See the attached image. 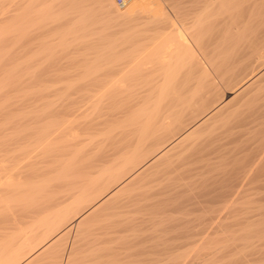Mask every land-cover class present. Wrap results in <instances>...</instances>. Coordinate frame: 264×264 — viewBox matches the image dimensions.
<instances>
[{
    "label": "bare ground",
    "instance_id": "6f19581e",
    "mask_svg": "<svg viewBox=\"0 0 264 264\" xmlns=\"http://www.w3.org/2000/svg\"><path fill=\"white\" fill-rule=\"evenodd\" d=\"M88 1L90 0H57L55 5L57 4L58 7L63 9L61 15L59 13V16H60L59 18L62 17L63 19L67 20L68 23H70L71 25V26L69 25L67 26L69 27H72V25L74 26L75 25L74 23L77 22L78 18H80L79 13L77 14V12L78 11L80 12V10L82 9L81 10L82 13H80V15H84V13L86 12L83 11V9L86 8L85 5L86 3H88ZM92 1H94V3L97 4L95 9L96 10L98 9L102 13V16H103L102 18H104L106 22L107 21L109 23L112 22L113 23V24L111 23L112 28L114 27L113 25H115V31H118V29H116L118 28V26H120V29L122 28L123 30H126V31H123L127 33L125 37L128 36L130 38H124V39H127L129 41L131 40V38L134 37L135 39L139 38L140 40H144L145 43L142 44L137 49H133L127 53L124 52L125 53L124 55H122L121 52L123 50L121 49L125 48V47H122L125 44L122 46L120 45L122 47L120 49V54L122 56L117 55L116 58L115 56H113L114 59L113 57L110 58L111 56L110 57L108 56L109 57L108 59L109 60L111 59L112 61L111 60L109 61L108 59H107L108 61L106 60L107 56L103 52V49L102 51H100V53L102 52L101 54L98 53L99 50L97 51L98 54L96 55H94L93 53H90L93 55V58H92V55H91V58L90 56L87 57L89 58L90 62H88L87 59L83 57L85 59L83 63L87 61L88 64L94 63L93 61L95 59L94 58L95 56H97L96 58H98V55H101L102 57L101 56L99 57H101L102 59L99 58V63L97 59V62H95L97 64L95 63L93 65L90 64V66H92L91 68L86 63L85 69L86 70L89 69L88 70L89 73H87L88 71L87 72L84 71V73L87 75L83 77L84 80L83 78L81 79L82 82L78 80L80 82L79 83L77 82V80H75L77 84L79 83L77 87L79 86L78 90L80 91V93H81V89H83L86 92L81 93L83 94L81 96L79 95L80 94L79 91H78L79 94H77V92L75 91V93L81 97L78 98V100H75V102L73 103L74 104L73 107L71 106L72 108H70L69 104L66 103V105L69 106L68 108H70L68 110L65 107L66 105L64 104V107L66 108L67 113L66 111L60 112L66 115L65 116L63 114V116L65 117L62 116V118H66L68 117V115H70V116H73L71 120L72 119L74 120L75 117H77L78 115L80 116L81 114L86 112V110H89V108H90V112L94 111L93 109L95 107L93 106L94 107L93 108L91 107V105H93V103L95 104L96 102H98L99 106L101 103H103L102 105L104 106L103 107L104 109L99 110L100 107L98 109L95 108V111H96L95 117L94 118L91 117L92 119L85 121V122L84 121L79 122L81 124H79L75 120L76 123L74 122L75 124L74 123L73 124L77 126L76 124L78 123L79 127L77 126V128H79L80 132H82L81 135H83L84 133L86 135L90 134L89 137H85L86 135L84 134L83 138H79L80 136H79L78 131L77 133L71 132L72 130L74 131V129L70 131L71 132L69 133L70 135L67 133L68 136L66 140H69L70 144L68 143H67L68 145L64 144L65 146L61 148L64 149L65 147H68L66 149H69L70 152L72 153H70L68 150L67 152L69 154L68 156H66V158L67 157L68 158L64 161V163L62 164L60 163L59 165L60 168L59 167L55 168L57 170L56 172L57 174L55 173V176L53 175L54 177L51 176L52 178H50V176L48 177V179L46 178L47 181L42 185L40 184L41 186L35 192H33L32 198H29V199L26 198L24 200L25 202L22 205H20V207H18L20 210L18 208L15 209V210L17 209L19 210V211L17 210V212H19L18 221L20 223H22V221L23 222L27 221V223H30L29 225L30 231H28V233L29 232L33 233V235L39 233V235H37L38 237L36 238L37 240L35 239V241H38V238L39 237L40 238H39L38 243L36 244L34 240L29 241L31 240V237L30 239L26 238V234L24 236L22 235L23 237L20 235L22 238L19 239L17 243L13 244L14 245L13 247L15 250L13 249L14 250L12 251L13 253L10 250L8 255L6 254L7 256H9V258L8 259L6 258L7 260L4 259L5 260L4 263L10 264L11 262V264H15L18 261L19 257L24 258V256L23 255L21 256V254H22V251H25V250H26L25 257L28 258L27 256L31 254V251L34 249L35 244L36 246L42 242L44 246L55 244V241L56 239H58V237L55 236L56 239L54 237L49 238L51 236V233L53 234L54 232H56V230L58 231V229L62 228L63 224L66 223L67 217L69 219V216L73 215L72 214L73 210H75V213H74L75 215L73 216H76V218L78 217L77 222H78V226L80 227L82 226V224L84 225V222L86 221L88 222L87 219H89L93 214H94L93 216H96L95 214L98 212H100L99 215L102 213L104 215L106 214L108 219L107 217H102V215H100L102 218L107 219V221L104 224L102 223L103 225L98 223L97 220L93 221V222L96 221V223H98L97 225L98 229L101 228L98 233L99 236L97 235L98 229L95 228L97 230L95 231L94 229L93 230L90 229L92 227H90L88 230L95 231L92 233L90 232L93 235L89 234V232L86 233V231L84 233L88 234L89 236L91 235L90 237H87L88 239L89 238L94 239L95 238L94 235L98 236L96 237L98 239V240L96 239L97 242L103 241L104 238H105L104 241H107L106 238H108L109 236H107L106 234L112 235L111 237L114 236L112 238L114 240V238L117 237L116 236L117 234L119 236L121 235L120 237H122L123 234H120L121 232L126 233V231L128 232V230L132 232L131 229H133L134 227L133 225L136 222L141 223V221L142 222L146 221L147 225L150 223V219H152L154 222V219L158 217L160 218L161 215L166 213V210H168L166 207H168L171 210V206H175L179 200L178 198L179 197L181 198L182 195H183L182 197L183 200L182 199L180 200H182L183 202L184 201L186 202V199H185L186 196H184L185 195L184 193H186L187 190H189L190 188L196 185H197L196 187L198 188L194 187V190H191V189L189 190V193L191 191H195V189L196 191H198L195 193L193 192V195H191L193 199L191 200L189 196H187L188 198L187 197L186 198L189 199L190 202L194 200L193 201L194 204L200 198L199 201L200 202L202 201L201 203L197 202L195 205L193 204L195 207L199 203L200 207L196 208L197 207L196 206L194 208V207H191L193 205H190V207L187 209L183 208L184 212L182 213V215L178 217H175L176 215H173V214L172 215L170 214L171 216L168 215L170 216V218H168L170 221L172 219L175 220V226L168 225L169 226L168 227L166 223H165V226H167L168 228L165 227L164 229V226H163V229L165 231L167 229L172 231L171 229L172 227H174L173 229L177 230V232H175L176 230L174 232L180 236L179 237L177 236V234L173 233L177 237H175L174 235L170 236V238L173 236L175 237L171 239L172 241L170 240V238L169 239L167 238L168 240H170L168 241V242H171L170 244L169 243L167 245L164 244L165 242H167V239L165 240V242H163L164 247H167L169 245L168 247H170V249L168 250L171 251L172 250L171 247H173L174 248L173 252H175V254L172 252L174 254L173 256H169L168 254H167L168 257L162 256L164 252L160 254L161 250L159 249L158 251L160 252L158 251L157 252L162 257H167V258H161V256L160 257L158 255L155 256L154 254L150 256L148 251L147 252L145 251L146 252L145 254L144 252L145 249L143 248L144 253L142 252L141 256L144 258L142 260L141 259L139 260V258H137V255L138 256L140 255L139 253H137V255H134L133 253H132L133 255L131 254L132 256H135L137 258V261L139 260V263L137 264H184L185 259L183 258L185 257L182 255L183 252H181L180 250L179 251L180 253H179L177 250H179L183 245H187L188 247L191 245L192 246V247L190 246L191 248L195 247V249H198L199 247L198 244L200 243V242L198 243V238L200 236V240H201V235H203L202 233L199 235V231H200L199 228L201 227H204L208 232H212V233L227 232L229 235V232H230L232 233L230 234L231 237L232 235L234 236L236 234H238L239 236V233H240V236L248 237V234L250 235L252 232L254 233L258 231L261 225L260 226L258 225L259 227L254 225L256 226L254 228L253 224L252 225L249 224L250 222L249 221L248 222L249 227L252 226L253 228L250 229L252 230L251 233L248 232L249 227L247 225V221H248L249 216L247 212L249 208L245 205L247 202L243 200L245 202L244 206L243 205L240 206L238 205V203L243 202L242 199H244L245 197H248L246 194L247 193L246 191H249L248 189L250 187L264 185V145H261V147L258 148V145H259L258 144L256 146L257 148L255 151H253V147H252L253 145H252L251 146L252 148L250 147V149L248 148L246 150L247 153L242 151L243 149L245 151L246 145L244 147H242L243 145L241 146V141L243 139V136L244 134L246 135L245 133L246 131L244 130L242 132L241 129L243 130V128H245L244 127L245 125L246 127L248 126L246 123H249V122L252 123V121L256 122L257 119L259 120V118L264 115V96L263 97L260 96L262 97L260 98L261 100L260 103L256 102L258 101V96L257 97L255 96L257 98L255 102L253 101V99L255 98H253L254 96H252L254 95L252 94L254 92H256V95H257L258 91H259V94L261 95L262 93H260V91L264 90V0H130L122 9H120L115 4L114 0H92ZM1 12L4 13L3 11ZM42 12L43 10L41 11V13ZM93 13L94 11L92 10V12L90 13L91 15L89 14L88 16L92 17L94 15ZM42 14L45 15L47 13L44 12ZM57 18H58V15H57ZM29 19L28 20L31 21V18ZM98 20L97 22H99ZM55 23H58V22L56 21ZM80 23H82V21ZM141 23L142 24L146 23L147 26L140 30L138 29V31L136 32L135 29L138 28ZM64 24H67V23H64ZM82 24H85V23H82ZM92 24L94 23L92 22ZM55 25L56 24L52 26L54 28L60 27V25L59 26H55ZM69 27H66V28L68 29ZM75 28L77 29L78 27H75ZM90 28H87L89 29L88 31H91ZM50 29L52 30V28ZM83 29L85 28H82V31H84ZM87 29H85V31ZM82 31H79V32H82ZM34 33H36L37 35V32H34ZM123 35H122V38H123ZM212 36H213V41L211 40ZM21 37L24 38V35ZM34 37H37V36L34 35ZM66 37L67 36H65V39ZM85 37L83 38L85 39ZM90 37H91V34H90ZM103 37L104 36H102L101 38ZM112 37L113 39H115L114 36ZM78 38H76V40H78ZM30 39L32 40L33 38H30ZM86 39H89V37H87ZM139 39L135 41L136 42L138 41L139 43L140 42ZM85 41L86 40H84V42ZM114 41L116 40H113V42ZM135 41L133 40V42ZM23 42H24V39H23ZM136 42L134 44H136ZM141 42L143 43V41ZM120 43H123V42L121 41ZM62 44L63 46L65 45L64 43ZM126 44H127V41H126ZM117 45H119L118 42H117ZM18 47H19V43H18ZM62 48H65V47H62ZM62 48L60 49L63 50ZM105 48H104V51L107 50ZM21 49L22 48H20L19 50ZM22 50H25V49L23 48ZM43 50L45 49H42V51ZM111 50L114 53V49H111ZM47 51L49 50L47 49ZM76 51L78 52V49ZM95 51L93 50V52ZM24 52H27V51H24ZM52 52L54 53L53 49H52ZM84 54L86 53L84 52ZM84 56H87V55H84ZM45 58L46 57H44V59ZM68 59L70 58L68 57ZM67 60L66 62L70 63ZM72 60L73 59H71V61ZM75 60H77V58ZM253 66L255 68L258 67L257 69H259V70H255L252 72V73H255L257 71L255 74L251 75V77H249L247 81H244V83H241L238 86H236L235 84V88L230 87L231 89L230 88L229 90L227 89V91L223 95H220V92L222 90H220L219 92V89H221L222 87H220L221 85L219 86V84L229 83L228 85H232L230 84L232 83L230 81L233 78H236V76L241 74V72L246 71V69L248 68L251 70V67ZM74 69L75 68H73V70ZM154 70L159 71L160 72L159 75ZM153 71L155 74H157V75L154 74L155 77L156 76L158 77H157V81L154 80L155 84L154 82H152L154 85L151 86L150 85L151 77L149 76L148 80L146 78H148L149 74L153 75ZM69 73L71 72L69 71ZM134 73H135V76L137 75L136 77H138V79L140 78L139 79L140 82L137 83L139 84V87L140 88L145 87V88L142 91L139 90L138 89L139 87L136 86L137 84H134L135 83L134 82L132 83V85H135L138 91L135 92L136 89L135 90L131 89V91L133 90L135 92V93H131L129 89L130 93L128 92L125 94V91L128 88H130L129 83L132 82V81L130 82V80L133 79L132 76H134L133 75ZM42 75H45V74H41V76ZM77 75L78 74H76V77ZM130 75H132L131 76L132 78H129L130 80L128 83L127 78ZM241 77H238V78H241ZM151 79H153V77ZM69 80H68V83H69ZM238 80H240L241 82V79H238ZM133 81L135 80L133 79ZM127 83L129 85H127ZM75 85L76 84H74L73 87H75ZM132 88H134V86ZM69 94L71 93L69 92ZM72 96L74 98V94L73 95L71 94V98ZM241 105L243 107H245L244 105H246V107L242 108ZM247 106H248L247 112H243V110L246 109ZM238 107L242 109L241 111L242 113L236 112L238 111ZM64 110L65 109L62 108V111ZM60 113L59 114L57 113L56 115L61 116ZM260 120L262 119L260 118ZM64 121L66 122V120ZM71 123L72 121L70 122L69 120L68 124L71 125ZM256 124L254 125L255 129L257 128L256 126L261 124V122L258 123V125ZM74 125H71V126H74ZM215 125H217L218 127L219 126L222 127V125H224L225 127L221 129H219L220 128L219 127L218 129L215 130L214 129ZM262 125L264 124H261L260 126ZM247 128H251V127L248 126ZM262 129L264 130V127ZM51 132L49 133L51 134ZM247 132L251 133L248 130ZM49 133L47 132V134ZM54 134H52L53 139H56V141L59 140L57 137L59 136L57 132H55ZM60 134H62L60 136H63L62 132ZM46 137L48 136H44L43 139H45ZM244 137L246 140L249 138V137L246 138L247 136H244ZM51 142L53 144V141ZM262 143H264V140ZM71 145L74 147L73 151L72 149H70L72 147ZM3 146L4 145H2L1 148H3ZM50 147L52 146L46 147V149H49ZM5 148L8 149L7 147ZM5 148H4V151L6 150ZM58 148L59 146L54 147V149L52 148L51 150L49 149L50 151L49 156L55 157L57 155L56 150ZM249 150L251 152H249ZM241 151L242 153H245V154H239V152ZM0 152H1L0 153L1 155L4 153L3 151H0ZM37 154H39V151ZM144 155L145 156L147 155V157L149 156V158L146 161L144 159L145 162H143L142 161L143 159L141 158V157L144 158ZM2 157L0 159H2ZM35 157L38 158V156H35ZM49 159H53V158L49 157ZM4 161H6V159H4ZM30 161L31 163L33 162V160H30ZM13 163H15V158H14ZM26 164H29V163H26ZM13 165L15 166V164H12V166ZM39 165L40 164H38V166ZM3 168L1 170H3ZM17 168H20V167L18 166ZM15 170L17 171L18 169L15 168ZM27 171H29V169ZM8 173H9V169H8ZM18 174L16 173V175ZM10 176L12 175L10 174L9 177ZM140 180H141V184H139L140 182L138 183V181ZM3 181H6V180H3ZM44 181L45 180H43V182ZM3 183L2 185L3 186L5 185L6 187V183H8V181L5 184ZM136 183L140 185L138 188L141 187L140 189L141 191H139V189H136L138 191H135V192L129 191L128 194L123 195V192H126L125 190L129 189V187L131 186H134V184ZM142 184L143 186L146 185V188L147 187L148 188L145 190H142L143 188H145V187L142 188ZM149 184H150V187L147 186ZM198 185L199 186L202 185V188L200 189H203V190H200ZM10 186H11V183H10ZM18 187H19V183H18ZM1 188H3L2 186L0 187V190L4 189L6 191V188H3V189ZM257 188L260 189V187H257ZM4 190L0 192V198L2 199V197H4L3 200L0 199L1 202L4 201V199L6 200L5 198L6 192ZM10 190L8 191L10 192ZM19 190L21 189H18V191ZM196 193H199L197 195L199 198L196 195H194ZM18 194L14 193L13 195L15 196ZM10 195L11 193L8 196L10 197ZM253 195L254 194H252V196ZM196 197L198 198V200L196 199ZM256 198L258 197L256 196ZM254 200L256 201V199H253V202ZM181 202H179L178 204H180ZM81 203L85 204V205L83 204L84 206L82 208L79 207ZM168 204L169 206H167ZM235 204H237L239 207ZM256 206H258V204H256ZM181 207L183 206L181 205ZM254 209L255 208H253V210ZM261 209L263 210V208ZM76 210L78 211L83 210V212L82 213L80 212L81 214L77 212L78 214H80L78 215L76 213ZM13 211L14 210H12L11 214H14ZM171 211L173 213V210ZM13 216L14 218H17L15 215ZM8 217H6V220ZM252 217H253V214H252ZM259 218H260V215H259ZM260 219H262V217ZM9 220H10L9 223L14 222L12 219H9ZM2 221L1 223L4 224ZM15 223L17 222L15 221ZM92 223L90 224L92 225ZM143 223L145 224V222ZM99 224H100V227H99ZM151 224H153L152 221H151ZM19 225L20 224H18V226ZM25 225H23L22 227H25ZM140 225L136 223L135 227L138 228ZM142 226H140L141 230L146 227L144 226V228H142ZM246 226L248 228H246ZM27 227L28 225H26V228ZM148 227H146V229ZM70 228H71V225H68L66 226V228H64L65 231L64 230L63 231L67 232L70 230ZM158 228L160 229L161 227H158ZM245 228L247 232L242 233V231H246L244 230ZM80 229H79V233L77 234H79V236L82 237V235H85V234H82L83 233L81 232L82 229L81 230ZM22 230L23 229L21 230L19 229V231L21 232ZM85 230H87V228ZM206 230H204L203 233ZM63 231L61 230L60 232L64 233ZM83 231H84V228H83ZM178 231L180 232L178 233ZM134 232L135 231L133 230V233ZM8 233L6 235H8ZM80 233L82 235H80ZM129 233H127V235H129ZM100 234L101 236L104 235L103 236L104 238L100 239L101 238ZM183 238H186V239L188 238L189 240L186 241V240H183ZM224 238H227V237L225 236ZM16 239L14 240L16 241ZM52 239L53 241H51ZM62 239H64V237ZM88 239H85V240L89 242ZM11 240L12 239H10V242ZM77 240L78 238L73 240L72 246L70 245V248H68L69 251L65 253V258H64L65 263L63 264H72L73 261L75 263V259H72V263L70 261V258L73 256L72 251H74V249L76 248L75 245L80 244L81 241L83 244H85L83 239L79 240L80 241V242L78 241L79 243L77 242ZM220 240L226 241V239H220ZM220 240H219L220 245L221 244L223 245V243ZM227 240H228L227 243H224L225 246L226 244L232 242L233 239L232 240L227 239ZM65 241L66 240L61 241V242H65ZM117 241L121 242L118 239H116V242ZM142 241H145V240L141 239L140 241L141 244L143 245ZM31 242L32 244L33 242L35 243L34 247H31L32 246ZM76 242L77 244L74 245V243ZM88 242H86L87 245L85 244L83 246L82 244L83 248L86 247V249H88V246L91 245L90 243H93V244L96 243V241H94L95 243L93 241L90 243ZM125 242L123 244L125 246V249L129 248L130 244H128L127 242V244L125 245ZM56 243H59V241L58 242L56 241ZM219 243L216 245L220 246ZM10 244H12V242ZM16 244L17 246L21 245L20 247H17V248H21L19 249L21 252L16 249ZM133 244L134 243L132 242L131 246ZM201 244L203 245L202 242L200 243V245ZM142 245L141 247H143ZM202 245L201 247L203 246L205 247V245L203 246ZM222 245L220 246V249H222ZM22 246H25L26 249L24 250V247H23V250H22ZM108 246L109 244L107 245V247ZM10 247H7V248L9 249ZM94 247L97 248L95 245H93V247L91 245V247L87 250V252L89 251L90 253L91 252L93 253L92 251L93 249L91 250V248H94ZM100 247L103 248L102 250H104L105 248V246L104 247L100 246ZM137 247L139 248V250L140 249L142 250V248H140L139 246H136L134 248L137 249ZM144 247H146V245ZM155 247H156V244H155ZM72 248L73 250H71ZM57 250L58 249H56V251ZM99 250L100 249H98V252ZM127 250L131 251L132 249L129 248ZM215 250H218V249H215ZM152 251L153 250H151V253H155L154 251L153 252ZM162 251H164V249ZM18 252H20V254H18ZM58 252H61V250ZM94 252H97V250ZM157 252L155 254H157ZM210 252L211 250L207 254H209ZM81 253L82 252L78 254H81ZM123 253H124V256L127 255V254L125 255V252ZM37 254L39 253L37 252ZM62 254H64V251ZM191 254L193 255L192 252ZM18 255L19 257H17ZM196 255L201 256L200 253H197ZM81 256L84 258L82 254ZM104 256H107V255H102V257ZM33 257L32 258L30 257V258L33 259ZM48 257L50 258V256ZM82 257L77 258V260ZM15 258L17 259V261ZM190 258H191L190 260H192V256ZM40 259H38L37 262H39ZM131 261L132 263L129 262L127 264L135 263L133 260ZM4 263L2 262V264ZM190 263L192 262L190 261Z\"/></svg>",
    "mask_w": 264,
    "mask_h": 264
},
{
    "label": "rangeland",
    "instance_id": "374dc122",
    "mask_svg": "<svg viewBox=\"0 0 264 264\" xmlns=\"http://www.w3.org/2000/svg\"><path fill=\"white\" fill-rule=\"evenodd\" d=\"M56 1L57 0H0V143H2V144H0L1 146L2 145H4L3 146V148H1V146H0V151H3L4 153L1 155L0 154V156L2 157V159H0V170L3 168V167H5V168H3V170L5 171L6 169V171L4 172L3 170H1L0 171V187L2 186L3 188H6V191L3 189V188H1V189H3L5 192V198H6V200L4 199V201H5V203H4V201H0V264H2V262L4 263V259H8L9 258V256H7L8 255V253H9V251L11 250V252L12 251H14L15 249H14V245L13 244H15V243H17L18 241H19V239H21L25 234H26V238H28V239H30V237H31V240H29V241H32V240H34V242L37 244L38 243V241H39V238H38V241H35V239L38 237L37 235H39V233L38 234H34L33 235V233H28V231H30V223H27V221L26 222H23L22 221V223H20L19 221H18V213L19 212H17V210L19 209L18 207H20V205H22L25 201V199L27 198V199H29V198H32V196H33V192H35L42 184H44L47 180H46V178L48 179V177L50 176V178H52V177H54L55 176V173L57 172V170L55 169V168H57V167H59L60 168V163L62 164V163H64V161L68 158H66V156H68V150L69 149H66V148H68V147H65L64 149H62L63 148V146H65L64 144H70V142H69V140H66V138H67V136H68V134L69 133H71V132H76L77 133V131L79 132V138H83L84 137V134L83 135H81L82 134V132H80V130H79V128H77V126H78V123L79 122H85V121H88V120H90V119H92V118H94L95 117V115H96V111H95V108L96 109H98L99 107L101 108H99V110H103L104 108V106L102 105L103 103H101L100 104V106H99V104H98V102H96L95 104L93 103V105H91V107H93L92 109L95 111H91L90 112V108H89V110H86V112H84L83 114H81L80 116L78 115H76L77 117H75V119L73 120H71V118H73V116H70V115H68V117H66V118H68V119H66V118H62V116H63V114L64 113H60V112H65L66 111V108H67V110L68 109H70V108H72L73 107V103L75 102V100H78V98H80L83 94H81V93H85L86 91H84L83 89H81V93H80V91L78 90L79 89V86L77 87V85H79V83L80 82H82V78L83 77H85L87 74H85L84 73V71L85 72H87L88 70H86L85 69V65H86V63H87V61L88 62H90L89 61V58H87L88 56H90V58H91V55L92 54H90V53H93L94 55H96V54H98V53H100V51H102V49H103V52L106 54V60L110 57V58H112L113 56H115V58H116V56L118 55V56H122V55H124L125 53H127V52H130L131 50H133V49H137L138 47H140L142 44H144L145 42H144V40H140L139 38H131V40H127V39H124V38H130V37H125L126 35H127V33L126 32H123V31H126V30H123L122 28L120 29V26H118V28H116V29H118V31H115V25H113L114 27L112 28V24L111 23H109L108 21L106 22L105 21V19L104 18H102L103 16H102V13L97 9H95L96 8V5L97 4H95L94 3V1H92V0H90V1H88V3H86V5H85V9H83V11H85L86 13H84V15H80V13H82L81 12V10H80V12L78 11L77 12V14L79 13V16H80V18H78L77 19V22L76 23H74L75 25H77V26H73L72 25V27H73V29H72V27H69V26H71L70 25V23H68V21L67 20H65V19H63L62 17L61 18H59L60 16H59V13H60V15H61V13H62V11H63V9L62 8H60V7H58L57 6V4L55 5V3H56ZM48 2V3H47ZM4 3V4H3ZM47 3V4H46ZM163 4V3H162ZM56 7V8H55ZM58 7V8H57ZM92 9H91V8ZM2 8V9H1ZM60 8V9H59ZM46 9V10H45ZM58 9V10H57ZM120 9H122V8H120ZM43 10V12L42 13H47V14H45V15H43L42 13H41V11ZM45 10V11H44ZM90 10V11H89ZM92 10L94 11V15L92 16V17H89L88 15L92 12ZM1 11H3L4 13H2ZM18 14H17V13ZM38 12V13H37ZM113 12V11H112ZM111 12V13H112ZM26 13V14H25ZM33 13H34V15H33ZM26 16H25V15ZM32 14V15H31ZM28 15V16H27ZM31 15V16H30ZM39 15V16H38ZM41 15V16H40ZM57 15H58V18H57ZM91 15V14H90ZM34 16V17H33ZM26 17V18H25ZM33 17V18H32ZM50 17V18H49ZM87 19H86V18ZM2 18V19H1ZM29 18H31V21H29L30 19ZM52 18V19H51ZM97 18V19H96ZM29 19V20H28ZM42 19H44V20H42ZM96 19V20H95ZM99 19V20H98ZM21 20V21H20ZM33 20V21H32ZM97 20L99 21V22H97ZM44 21H45V23H44ZM58 22V23H55V22ZM66 21V22H65ZM82 21V23H85V24H82V23H80ZM86 21H88V22H86ZM90 21V22H89ZM94 23V24H92V22ZM103 21H105V22H103ZM20 22V23H19ZM43 22V23H42ZM97 22V23H96ZM18 23V24H17ZM60 23V24H59ZM63 23V24H62ZM64 23H67V24H64ZM99 23V24H98ZM108 23V24H107ZM29 24V25H28ZM35 24V25H34ZM39 24V25H38ZM47 24V25H46ZM54 24H56L55 26H59L60 25V27H53L52 25H54ZM95 24H96V26H95ZM111 24V25H110ZM21 25H22V27H21ZM38 25V26H37ZM66 25V26H65ZM67 25H69V26H67ZM17 26V27H16ZM28 26H29V28H28ZM43 26V27H42ZM87 26V27H86ZM98 26V27H97ZM147 26V24L146 23H141L140 24V26L138 27V28H136L135 29V31L137 32L138 31V29L140 30V29H142V28H145ZM32 27V28H31ZM42 29H41V28ZM66 27H69L68 29L66 28ZM75 27H78L77 29L75 28ZM91 27V28H90ZM97 27V28H96ZM22 28V29H21ZM48 28H49V30H48ZM50 28H52V30L50 29ZM70 28H71V30H70ZM82 28H85V29H87V28H90V30L91 31H88L89 29H87L86 31H85V29H83L84 31H82ZM96 28V29H95ZM109 28H111V29H109ZM47 29V30H46ZM106 29V30H105ZM113 29V30H112ZM36 30V31H35ZM42 30V31H41ZM105 30V31H104ZM27 31V32H26ZM33 31V32H32ZM47 31H49V32H47ZM72 31V32H71ZM79 31H82V32H79ZM88 31V32H87ZM108 31V32H107ZM120 31H122V32H120ZM19 32V33H18ZM28 32H30V33H28ZM34 32H37V35H36V33H34ZM92 32V33H91ZM107 33V35H106V33ZM113 32V33H112ZM44 33V34H43ZM122 33V34H121ZM68 34V35H67ZM88 34V35H87ZM90 34H91V37H90ZM93 34V35H92ZM109 34V35H108ZM114 34V35H113ZM117 34V35H116ZM119 34V35H118ZM124 34V35H123ZM24 35V38L23 37H21V36H23ZM34 35L35 36H37V37H34ZM79 35V36H78ZM111 35V36H110ZM115 35H116V37H115ZM122 35H123V38H122ZM10 36H12V37H10ZM29 36V37H28ZM65 36H67L66 37V39H65ZM76 36V37H75ZM85 37V36H87V37H89V39H86L87 37H85V39L83 38V37ZM102 36H104L103 38H101ZM112 36H114V38L115 39H113V37ZM63 37V38H62ZM70 37H72V38H70ZM74 37V38H73ZM79 37V38H78ZM100 37V38H99ZM112 37V38H111ZM24 39V42H23V39ZM30 38H33L32 40L30 39ZM71 40H70V39ZM76 38H78V40H76ZM82 38H83V40H82ZM106 38V39H105ZM108 38V39H107ZM216 38V37H215ZM215 38H214V40H215ZM65 39V40H64ZM101 39V40H100ZM116 40V41H114L113 42V40ZM140 40V42L141 41H143V43L141 42H139L138 43V41L136 42L135 40ZM30 40V41H29ZM62 40V41H61ZM69 42H68V41ZM74 40V41H73ZM84 40H86L85 42H87V43H85L84 42ZM88 40V41H87ZM95 40V41H94ZM133 40L136 42V44H134L135 42H133ZM211 40L213 41V36L211 37ZM33 41V42H32ZM66 41V42H65ZM73 41V42H72ZM96 41H98V42H96ZM123 42V43H120V42ZM126 41H127V44H126ZM60 42H61V44L62 43H64L65 45L63 46V44H62V46H61V44H60ZM79 42V43H78ZM101 42H102V44H101ZM117 42L119 43V45H117ZM129 42V43H128ZM132 42V43H131ZM18 43H19V47L20 48H24L25 50H19L20 48L18 47ZM33 43V44H32ZM41 43H42V45L44 44V45H46V46H42L41 45ZM66 43H68V44H66ZM75 43H76V45H75ZM84 43V44H83ZM115 43V44H114ZM60 44V45H59ZM70 44H71V46H70ZM86 44H87V46H86ZM94 44V45H93ZM110 44V45H109ZM125 44V45H124ZM132 44V45H131ZM21 45V46H20ZM29 45H31L32 46V48H31V46H29ZM66 45H68V46H66ZM103 45H105V46H103ZM113 45V46H112ZM117 47H116V46ZM122 45H124V46H122V47H125V48H123V49H121L122 47L121 46ZM129 45V46H128ZM131 45V46H130ZM137 47H136V46ZM42 46V47H41ZM61 46V47H60ZM75 46H76V48L78 49V52L76 51L77 49L75 48ZM100 46V47H99ZM103 46V47H102ZM112 46V47H111ZM118 46H120V47H118ZM127 46V47H126ZM18 47V48H17ZM26 47H27V49H26ZM30 47V48H29ZM62 47H65V48H62ZM68 49H67V48ZM71 47V48H70ZM84 47V48H83ZM85 47H86V49H85ZM106 47V48H105ZM60 48H62L63 50H61ZM76 50H75V49ZM88 48V49H87ZM101 48V49H100ZM104 48L105 49H107V50H105L104 51ZM109 48V49H108ZM129 48V49H128ZM42 49H45V50H43L42 51ZM47 49L49 50V51H47ZM52 49L54 50V53L52 52ZM56 49V50H55ZM59 49V50H58ZM73 49V50H72ZM81 49V50H80ZM83 49V50H82ZM111 49H114V53L116 54H114L113 53V51L111 50ZM115 49H117V50H115ZM120 49L121 50H123L121 53H122V55L120 54ZM75 50V51H74ZM85 50V51H84ZM93 50L95 51V52H93ZM99 50V51H98ZM24 51H27V52H24ZM45 51V52H44ZM59 51V52H58ZM86 53V54H84V52ZM87 51V52H86ZM97 51H98V53H97ZM107 51V52H106ZM112 51V52H111ZM49 52H50V54H49ZM72 52V53H71ZM75 52V53H74ZM119 52V53H118ZM125 52V53H124ZM54 55H53V54ZM58 55H57V54ZM102 53V52H101ZM100 53V54H101ZM53 56H52V55ZM78 54V55H77ZM108 54V55H107ZM50 55V56H49ZM81 55H83V56H81ZM84 55H87V56H84ZM103 55V54H102ZM71 56H72V58H71ZM76 56V57H75ZM78 56H79V58H78ZM99 56H101V55H98V58H96L97 56H95L94 58V63L95 62H97V59H98V63H99V58L100 59H102L101 57H99ZM104 56V55H103ZM109 56V57H108ZM44 57H46L45 59H44ZM64 57V58H63ZM68 57L70 58V59H68ZM85 59H87V61H85L84 63H83V61L85 60ZM77 58V60H75ZM83 58V59H82ZM92 58H93V55H92ZM105 58V57H104ZM103 58V59H104ZM68 61V62H70V63H67L66 62V60ZM71 59H73L72 61H71ZM113 59H114V57H113ZM65 60V61H64ZM80 60V61H79ZM105 60V61H106ZM109 60V59H108ZM107 60V61H108ZM111 60V59H110ZM109 60V61H110ZM91 61H92V59H91ZM101 61V60H100ZM112 61V60H111ZM63 62V63H62ZM104 62V61H103ZM65 63H67V64H65ZM72 63H73V65H72ZM94 63H87V65L91 68L92 66H90V64H94ZM101 63V62H100ZM42 64H44V65H42ZM48 64H49V66H48ZM82 64V65H81ZM95 64H97V63H95ZM38 65V66H37ZM46 66H48V67H46ZM67 66V67H66ZM69 66V67H68ZM256 66V65H255ZM38 67H40V68H38ZM42 67H44V68H42ZM78 67V68H77ZM82 67H84V68H82ZM47 68V69H46ZM51 68V69H50ZM68 68V69H67ZM73 68H75L74 70H73ZM258 67H251V70L248 68V69H246V71H244V72H241V74H239L238 76H236V78H233L230 82H232V83H230V84H232V85H228L227 83H222V84H219V86L220 87H222L221 89H219V92H220V90H222L221 92H220V95H223L226 91H227V89L229 90V88L230 87H233V88H235V84H236V86H238V85H240L241 83H244V81H247L248 79H249V77H251V75H253V74H255V73H252L253 71H255V70H259V69H257ZM7 69H8V71H7ZM56 69V70H55ZM49 70H51V71H49ZM73 70V71H72ZM248 70H250V71H248ZM69 71L71 72V73H69ZM155 71V70H154ZM154 71H153V75L152 74H149L148 75V78H146L147 80L149 79V76L152 78L153 77V79H151L150 78V80H151V83L152 82H154V80L155 81H157V77L158 76H156L155 77V75H157V74H155L154 73ZM6 72H8V73H6ZM44 72V73H43ZM155 72H157L158 73V75H159V71H155ZM251 72V73H250ZM68 75H67V74ZM87 73H89V71L87 72ZM41 74H45V75H42L41 76ZM72 74V75H71ZM76 74H78L77 75V77H76ZM155 74V75H154ZM37 75V76H36ZM71 75V76H70ZM134 76H132V75H130L127 79H128V83H129V78H132L133 77V79L135 80V81H133V79L132 80H130V82L131 83H129L130 84V88H128L126 91H125V94L126 93H130V91H131V89H133V90H135L136 89V87H135V85H132V83H134V84H137V83H139L140 81H139V79H138V77H136L135 76V73L133 74ZM39 76V77H38ZM44 76V77H43ZM46 76V77H45ZM50 76V77H49ZM52 76V77H51ZM132 76V77H131ZM243 78H242V77ZM72 77H74V78H72ZM136 77V78H135ZM238 77H241V78H238ZM11 80H10V79ZM245 78V79H244ZM70 79V80H69ZM72 79V80H71ZM126 79V80H127ZM238 79H241V82H240V80H238ZM68 80H69V83H68ZM74 80V81H73ZM75 80H77V82H79L78 84H77V82L75 81ZM79 80V81H78ZM83 80H84V78H83ZM153 80V81H152ZM239 82H238V81ZM243 80V81H242ZM17 81H19V82H17ZM141 81H142V79H141ZM233 81H235V82H233ZM71 82H72V84H71ZM238 82V83H237ZM127 83V85H129ZM150 83V85L151 86H153L154 84H155V82H154V84L152 83L151 84ZM68 84H70V85H68ZM74 84H76L75 85V87H73L74 86ZM141 85V84H140ZM72 87V89H71V87ZM134 86V88H132ZM136 86H138L139 87V84H137ZM226 86V87H225ZM128 87V86H127ZM219 87V88H220ZM67 88H69V89H67ZM145 87H139L138 89L139 90H143ZM232 88V89H233ZM75 89V90H74ZM129 89H130V91H129ZM231 89V88H230ZM71 90H72V92H71ZM131 91V93H135L136 91H138L137 89L135 90V92L134 91ZM75 91L77 92V94H79V95H81V96H79V95H77L76 93H75ZM78 91H79V93H78ZM264 91V90H263ZM263 91H260V93H262L261 95L259 94V91H258V93H257V95H256V92H254V93H252V94H254V95H252V96H254L253 98H255V99H253V101L255 102V100H257V96H258V101H256L257 103H260L261 102V100H260V98H262L263 96H264V92ZM69 92L73 95L74 94V98H73V96H72V98H71V94H69ZM69 94V95H68ZM68 95V96H67ZM256 96V97H255ZM260 96H262V97H260ZM69 97V98H68ZM77 97V98H76ZM72 100H71V99ZM69 99V100H68ZM70 101V102H69ZM72 102V103H71ZM253 102V103H254ZM66 103H68L69 104V106H70V108H68L69 106L68 105H66ZM64 104L66 105L65 107H64ZM71 104V105H70ZM243 105V104H242ZM241 105V106H242ZM72 106V107H71ZM97 106V107H96ZM245 107H246V105H244ZM245 107H243L242 106V108H245ZM62 108L63 109H65L64 111H62ZM59 110V111H58ZM98 110V111H99ZM236 110V109H235ZM245 110V111H244ZM243 110V112H247V110H248V106H247V108L246 109H244ZM242 111V109L240 108V107H238V111H236V112H238V113H242L241 112ZM94 112V113H93ZM61 114V116L60 115H56V114ZM66 113H67V111H66ZM65 115V114H64ZM92 115V116H91ZM66 116V115H65ZM65 116H63V117H65ZM83 116V117H82ZM89 116H90V118H89ZM264 116V115H263ZM263 116L262 117H260L262 120H260V118H259V120L257 119L256 120V122H257V124H256V122L255 121H252V123H246L249 127H251V128H247L246 127V125L244 126L248 131H250L251 133H249V132H247V130L245 129V128H243V130L241 129V131L243 132L244 130L246 131L245 133H246V135L244 134V136H247L246 138H248L247 140L245 139V137L243 136V139H242V141H241V146L242 147H244L245 145V151H244V149L242 150L243 152H245V153H247L246 152V150L249 148L250 149V147L252 146L253 147V151H255L256 150V146L258 145V148L259 147H261V145H264V143H262L263 142V140H264V130L262 129L263 127H264V125H262V126H260L261 124H264V118H263ZM70 117V118H69ZM92 117V118H91ZM66 120V122L64 121V120ZM81 119H82V121H81ZM69 120H70V122L72 121V123H71V125H74L75 123H76V121L78 122L76 125L77 126H71V125H69L68 124V122H69ZM76 120V121H75ZM259 121V122H258ZM75 122V123H74ZM261 122V124L260 125H258V123H260ZM74 123V124H73ZM256 125H258V126H256L257 128L255 129V124ZM79 124H81V123H79ZM216 124H218V123H216ZM220 124V123H219ZM254 124V125H253ZM217 125H215V127H216ZM58 127V128H57ZM79 127V126H78ZM214 127V126H213ZM214 127V129L216 130V129H218L219 127L217 126L216 128ZM223 127H225L224 125H222V127H220L219 129H221V128H223ZM259 128H260V130H259ZM55 131H54V130ZM60 131H59V130ZM69 129V130H68ZM72 129H74V131L72 130ZM254 129V130H253ZM64 132H63V131ZM69 132H68V131ZM72 130V131H71ZM52 131V132H51ZM71 131V132H70ZM219 131V130H218ZM254 133H253V132ZM47 132L49 133V132H51V134H50V136H49V134H47ZM55 132H57V134L60 136V135H62V134H60L61 132L63 133V136H60V138H59V136H57L58 137V139L59 140H57L56 141V139H53V137H52V134H54ZM59 132V133H58ZM66 132V133H65ZM215 132V131H214ZM217 132V131H216ZM68 133V134H67ZM47 134V135H46ZM66 134V135H65ZM251 134V135H250ZM65 135V136H64ZM70 135V134H69ZM86 135V134H85ZM90 135V134H89ZM89 135L87 134L85 137H89ZM260 135V136H259ZM44 136H48V137H46L45 139H43L44 138ZM54 136H55V134H54ZM255 138H253V137ZM263 136V137H262ZM251 137H252V139H251ZM48 138H49V140H48ZM42 139V140H41ZM50 139H51V141H53V144H52V142L50 141ZM248 142V144H247V142ZM249 140V141H248ZM261 140H262V142H261ZM56 141V142H55ZM67 141V142H66ZM246 143H245V142ZM3 142H4V144H3ZM55 142V143H54ZM251 142V143H250ZM44 143H45V145H44ZM51 143V144H50ZM6 144V145H5ZM48 144V145H47ZM67 144V145H68ZM38 145V146H37ZM59 146V148L56 150V153H57V155L55 156V157H51V156H49V154H50V151H49V149L51 150L52 148L54 149V147H58ZM39 146H41V147H39ZM45 146V147H44ZM49 146H52V147H50L49 149H46V147H49ZM72 146V145H71ZM5 147H7L8 149H6ZM62 147V148H61ZM241 147V148H242ZM251 147V148H252ZM4 148L6 149L5 151H4ZM36 148H37V150H36ZM44 148V149H43ZM61 148V149H60ZM70 148V147H69ZM74 147L72 146L70 149H72V151L74 150L73 149ZM36 150V151H35ZM49 152H48V151ZM61 150H63V151H61ZM38 151H39V154H37L38 153ZM46 153H45V152ZM58 151V152H57ZM60 151V152H59ZM242 151L241 152H239V154H245V153H242ZM7 152V153H6ZM15 152V153H14ZM37 152V153H36ZM52 152V151H51ZM63 152V153H62ZM69 152H70V150H69ZM249 152H251L250 150H249ZM248 152V153H249ZM1 153V152H0ZM6 153V154H5ZM36 153V154H35ZM43 153H45V154H43ZM70 153H72V152H70ZM18 154V155H17ZM41 154H42V156H41ZM48 154V155H47ZM65 154V155H64ZM11 155V156H10ZM71 155V154H70ZM24 156V157H23ZM35 156H38V158L37 157H35ZM50 158H53V159H49V157ZM0 157V158H1ZM20 157H22V158H20ZM34 157V158H33ZM58 157H60V158H58ZM14 158H15V163H13L14 162ZM31 158V159H30ZM33 158V159H32ZM143 160V162H145L148 158H149V156L147 157V155L145 156L144 155V158L143 157H141ZM4 159H6V161H4ZM17 159H18V161H17ZM22 161H21V160ZM28 159H30V160H33V162L31 163V161L30 160H28ZM42 159V160H41ZM50 161H49V160ZM144 159H145V161H144ZM36 160V161H35ZM39 160V161H38ZM60 162H59V161ZM63 160V161H62ZM24 161V162H23ZM29 161V162H28ZM45 161V162H44ZM139 161V160H138ZM140 161H141V159H140ZM3 162H4V164H3ZM17 162V163H16ZM22 162V163H21ZM36 162V163H35ZM143 162H141V163H143ZM25 163V164H24ZM26 163H29V164H26ZM36 165H35V164ZM43 163V164H42ZM57 163H59V164H57ZM140 163V164H141ZM1 164H3V165H1ZM12 164H15V166L13 167L12 166ZM25 166H24V165ZM38 164H40L39 166H38ZM139 164V165H140ZM11 165V166H10ZM34 165V166H33ZM57 165V166H56ZM2 166V167H1ZM20 167V168H17V167ZM27 166V167H26ZM33 166V167H32ZM29 167H31V168H29ZM62 167V166H61ZM15 168L16 169H18L17 171L15 170ZM35 168V169H34ZM8 169H9V173H8ZM29 169V171H27ZM33 169V170H32ZM22 170H23V172H22ZM56 170V171H55ZM60 170V169H59ZM21 171V172H20ZM33 171V172H32ZM14 172V173H13ZM33 173V174H31V173ZM12 175V176H10V177H12V178H10L9 177V175ZM16 173L18 174V173H20V174H18V175H16ZM29 173V174H28ZM31 174V175H30ZM57 174V173H56ZM5 175V176H4ZM8 175V176H7ZM29 175V176H28ZM54 175V176H53ZM26 176V177H25ZM52 176V177H51ZM2 177V178H1ZM5 178V179H4ZM3 180H6V181H3ZM43 180H45L44 182H43ZM1 181H2V183L3 184H5L7 181H8V183H6V187H5V185L3 186L2 185V183H1ZM17 182V183H16ZM22 182V183H21ZM41 182H43V183H41ZM140 182V183H139ZM143 182V181H142ZM10 183H11V186H10ZM15 184V185H13V184ZM18 183H19V187H18ZM138 183L139 184H141V180L140 181H138ZM24 184V185H23ZM41 184V185H40ZM13 185V186H12ZM21 185H23V186H21ZM135 186V187H134ZM134 186H131V187H129V189H127V190H125L126 192H123V195L124 194H128L129 193V191L130 192H135V191H138V190H136V189H139V191H141L140 189H141V187L140 188H138L140 185H138L137 183L136 184H134ZM147 186H149L150 187V184L149 185H147ZM152 186V185H151ZM197 186V185H196ZM196 186H194L195 188H198V187H196ZM199 186V185H198ZM262 186H264V185H261V186H254V187H250L248 190L249 191H246L247 193V196L248 197H245L244 199H242V201L244 200V201H246L247 203L245 204V202L243 201V202H239L238 203V205H243L244 206V204L249 208L248 209V212H247V214H248V216H249V218H248V221H247V225H248V222H249V224L250 225H252L253 224V227L255 228L256 226L257 227H259L260 225H261V227H260V229L258 230V231H256V232H252V230H250L251 228H253L252 226H250L249 227V225H248V227H249V230H248V232L249 233H251L250 235L248 234V237H243V236H240V233H239V236H238V234H236V235H232V237L230 236V234H232V233H230L229 232V235H228V233L227 232H221V233H218V232H214V233H212V232H208L204 227H201V228H199L200 229V231H199V235L202 233L203 235H201V240H200V236H199V238H198V243L200 242H202L203 243V245H205V247L203 246V247H201V245H200V243L198 244V249H195V247H193V248H191L190 246L188 247L187 245H183L179 250H177L178 252L181 250V252H183V256L185 257V258H183V259H185V262H184V264H264V196H262V195H264V187H262ZM22 187V188H21ZM134 187V188H133ZM143 187H145V188H143ZM194 187H192V188H190L191 190H194ZM256 187V188H255ZM257 187H260V189L259 188H257ZM12 188V189H11ZM13 188H15V189H13ZM35 188V189H34ZM131 188V189H130ZM142 190H145V189H147L146 188V185H144L143 186V184H142ZM200 188H202V185H200L199 186V189ZM261 188H263V189H261ZM11 189V190H10ZM18 189H21V190H19L18 191ZM189 189V190H190ZM198 189V190H199ZM258 189V190H257ZM3 190H0V192L1 191H3ZM8 190H10V192L8 191ZM14 192H13V191ZM189 190H187L186 191V193H184L185 195L184 196H189V198L192 200L193 199V197L191 196V195H193V192L195 193V192H198V191H196V189H195V191H191L190 193H189ZM200 190H203V189H200ZM261 190H262V192H261ZM13 192V194L15 193H17L18 194V192H19V194L18 195H13L12 194V192ZM15 191H17V192H15ZM11 193V195H10V197L8 196L9 194ZM187 194H189V195H187ZM199 193H196V194H194V195H198ZM251 194V195H250ZM252 194H254L253 196H252ZM262 194V195H261ZM13 195V196H12ZM258 197V198H256V196ZM250 196V197H249ZM8 197V198H7ZM182 197H183V195L181 196V198L179 197L178 199V202L176 203V205L175 206H171V210H173V213H172V211L168 208V207H166L168 210H166V208H165V210H166V213H164L163 215H161L160 216V218L162 219V221H161V219L158 217V218H156V219H154V222H153V220L152 219H150V223L147 225L146 224V221H143V222H145V224L141 221V223L140 222H136L138 225H140V224H142V225H140V226H142V228H144V226H146V227H148L147 229H146V227L144 228V229H142L141 230V227L139 226H137L138 228H139V230H138V228H136L135 227V225H136V223H134V227H133V229H131L132 230V232L131 231H129L128 230V232L126 231V233L125 232H121L120 234H123V235H125V236H123L122 235V237H120L118 234L116 235L117 237L116 238H114V240L112 239L113 237H111L112 235H108V234H106L107 236H109L108 238H106L107 239V241H104L105 240V238L103 237V236H101V234H100V236H101V238L100 239H102V238H104V240L103 241H98L97 242V238L96 237H98L99 236V231H100V229H98V223H100V224H104L106 221H107V219H108V217H107V215L105 214H103L102 212V214H100V215H102V217H107V219H105V218H102L100 215H99V213L100 212H98V213H96L95 215L96 216H91L89 219H87L88 220V222L86 223V222H84V225L82 224V226L80 227V226H78V220H77V218H76V216H73V215H75L74 213H75V210H73L72 212V214L73 215H70L69 216V219H70V221H69V219H68V217H67V220H66V223H64L63 224V226H62V228H60L62 231L64 230V228H66V226H68V225H71V228H70V230L69 231H71V232H69V231H67V232H64V233H62V232H60L61 230L60 229H58V231L56 230V232H54L53 234L51 233V236L49 237V238H52V237H54L55 239H56V237H58V239H56V241L58 242L59 241V243H56V241H55V244H50V245H47V246H44L43 245V242L42 243H39L37 246H36V244L33 242V244H32V242H31V247H34V244H35V247H34V249L31 251V254L29 255V256H27L28 258H26L25 257V253H26V248H25V246H22V250H23V247H24V250L25 251H22V254H21V256L23 255L24 256V258L23 257H19V255L17 256V257H19V259H18V261H17V257L15 258L16 259V261L19 263V264H27L28 262V264H63V263H65V253L67 252V251H69L68 250V248H70V245L72 246V243H73V240H75V239H77L78 238V240H77V242L79 241V240H81V239H83L84 240V242H85V244H86V242H88L87 240H85V239H88L87 237H90L91 235H93V234H91L92 232H95V231H97L96 229H98V232H97V235L98 236H96V235H94V239H88L89 240V242L88 243H90V242H94V241H96V243L95 244H93V243H90L91 245H92V247H93V245H95L97 248H91V250L93 251V253L91 252H87V250L91 247V245L90 244H88V245H90V246H88V249H86V247H84L83 248V246L85 245V244H83L82 243V241L80 242V244H77V242L76 243H74V245L75 244H77V245H75V247H73V248H75L74 249V251H72L73 253H72V257L70 258V261H71V263H72V259H75V263H74V261H73V263L74 264H111V263H113V264H127V263H129V262H131L132 263V261L131 260H133L135 263L134 264H137V263H139V260L141 259H143L144 257H142L141 255V253L143 252V248L145 249L144 250V252L146 251H148V253L150 254V256L152 255V254H154L155 256H161L160 254H162L163 252V254H162V256H167L168 257V255L169 256H173L174 254H175V252H173L174 250V248L173 247H171L172 248V250L170 251V250H168V249H170V247H164V244H170L171 242H168V241H170L171 239H173V238H175V237H177V236H179L177 233H175V232H177V230L175 231L173 228L174 227H172V231H170L169 229H167L166 231L164 230L165 229V227H167L168 225H174L175 226V220L174 219H172L171 221L168 219V218H170V216L173 214V215H176L175 217H178V216H180V215H182V213L184 212V209L186 208H189L190 207V205H193L194 204V200L193 201H191L190 202V200L189 199H187L186 197H185V199H186V202L184 201H182L183 199H182ZM198 197V196H197ZM196 197V199L198 200V198ZM3 198L4 197H2V199L1 200H3ZM180 199H182V200H180ZM184 199V200H185ZM249 199H251V200H249ZM253 199H256V201L254 200V202H253ZM199 200H200V198H199ZM197 201V202H200V201ZM183 203H182V202ZM190 203H189V202ZM250 201V202H249ZM179 202H181L180 204H178ZM197 202H195V204L197 203ZM202 202V201H201ZM200 202V203H201ZM84 203H81L80 204V208H82L84 205H83ZM129 204H130V202H129ZM186 204V205H185ZM194 204V205H195ZM199 204V203H198ZM198 204L195 206L196 208H199L200 207V204H199V206H198ZM251 204V205H250ZM256 204H258V206H256ZM261 204V205H260ZM171 205V204H170ZM181 205L183 206V207H181ZM184 205H185V207H184ZM194 205L193 206H191V207H194ZM235 205H237V204H235ZM237 205V206H238ZM133 206V205H132ZM164 206V205H163ZM165 206H166V204H165ZM167 206H169V204L167 205ZM255 208V209H257V210H253V208ZM255 206V207H254ZM22 207V206H21ZM78 207V208H79ZM181 207V208H180ZM194 207V208H195ZM239 207V206H238ZM238 207H236V208H238ZM251 207V208H250ZM259 207V208H258ZM16 208H18L17 210H15ZM77 208V209H78ZM172 208H174V209H172ZM184 208V209H183ZM261 208H263V210L261 209ZM12 210H14L13 211V213L14 214H11L12 213ZM20 210V209H19ZM18 210V211H19ZM80 210V209H79ZM168 211V212H167ZM171 211V212H170ZM82 213L83 212V210H81V211H78V210H76V213ZM165 212V211H164ZM77 213V214H78ZM80 213V214H81ZM250 213H252L253 214V217H252V214H250ZM263 213V214H262ZM9 214H11V215H9ZM80 214H78V215H80ZM137 214H139V213H137ZM171 214V215H170ZM250 214V215H249ZM13 215H15L17 218H14V216ZM168 215H170V216H168ZM259 215H260V218L262 217V219H260L259 218ZM263 215V216H262ZM9 216V217H8ZM73 218H72V217ZM146 216V215H145ZM2 217V218H1ZM5 217V218H4ZM6 217H8L7 218V220H9V219H12L14 222L13 223H15V221L18 223V224H20L19 226H18V224L17 223H15V224H13V223H9L10 222V220L9 221H7L6 220ZM75 217V218H74ZM250 217H252V218H250ZM257 217V218H256ZM3 218H4V220H3ZM111 218V217H110ZM109 218V219H110ZM160 219V220H159ZM3 220V221H2ZM11 220V221H12ZM94 220H97V222L98 223H96V221L95 222H93ZM229 220H231V219H229ZM1 221L4 223V224H2L1 223ZM6 221V222H5ZM69 221V222H68ZM147 221H149V220H147ZM151 221H152V223L153 224H151ZM68 222V223H67ZM93 222V223H92ZM157 222V223H156ZM169 222V223H168ZM177 222V221H176ZM6 223V224H5ZM28 225V227L26 228V225ZM90 223H92V225L90 224ZM96 225H95V224ZM165 223H166V225L167 226H165ZM258 223V224H257ZM66 224V225H65ZM74 224V225H73ZM88 224V225H87ZM100 224H99V227H100ZM102 224V225H103ZM151 224V225H150ZM2 225V226H1ZM23 225H25V227H22ZM78 226V228H77V226ZM81 225V224H80ZM254 225H256V226H254ZM259 225V226H258ZM163 226H164V229H163ZM19 227V228H18ZM87 228V230H85L86 228ZM90 227H92V228H90ZM157 227V228H156ZM158 227H161L160 229L158 228ZM169 227V226H168ZM167 227V228H168ZM247 226H246V228H248ZM12 228V229H11ZM13 228H15V229H13ZM16 228H18V229H16ZM82 230H81V229ZM83 228H84V231H83ZM94 229L95 231H89L88 229ZM96 228V229H95ZM136 228V229H135ZM246 228L244 229V230H246ZM7 229V230H6ZM19 229L21 230V229H23L22 230V232L21 231H19ZM26 229H28V230H26ZM79 229L81 230V232H83L82 234H85V235H82L81 233H80V235H82V237L81 236H79V234H77V233H79ZM152 229H154V230H152ZM156 229H157V231H156ZM4 230H5V232H10V233H8V235H6L7 233H5L4 232ZM11 230H12V232H11ZM133 230L136 232H134L133 233ZM145 230V231H144ZM159 230V231H158ZM204 230H206L204 233H203V231ZM17 231V232H16ZM19 231V232H18ZM77 231V232H76ZM86 231V233H88L89 232V234H91L90 236L88 235V234H86V233H84ZM163 231V232H162ZM175 231V232H174ZM91 232V233H90ZM131 234H130V233ZM140 232H141V234H140ZM169 232V233H168ZM180 231H178V233H179ZM246 233L247 232V230L246 231H242V233ZM24 233V234H23ZM36 233V232H35ZM68 233V234H67ZM70 233V234H69ZM75 233V234H74ZM127 233H129V235L131 236H129V235H127ZM133 233V234H132ZM145 233V234H144ZM146 233H147V235H146ZM162 233H163V235H162ZM173 233H175V234H177V236H175V234H173ZM208 233V234H207ZM211 233V234H210ZM4 234H5V236H4ZM28 234V235H27ZM32 234V235H31ZM61 234H63V235H61ZM139 234V235H138ZM148 234H149V236H148ZM154 236H153V235ZM165 234V235H164ZM167 234V235H166ZM170 234V235H169ZM220 234V235H219ZM22 237H21V236ZM30 235V236H29ZM36 235V236H35ZM58 235H60V236H58ZM74 235H76V236H74ZM87 235V236H86ZM105 235V236H106ZM127 235V236H126ZM144 235V236H143ZM156 235V236H155ZM169 235V236H168ZM172 235H174L173 237H171L170 238V236H172ZM216 235V236H215ZM28 236V237H27ZM56 236V237H55ZM64 237V239H62L63 237ZM74 236V237H73ZM106 236V237H107ZM135 236V237H134ZM142 238H141V237ZM166 236V237H165ZM168 236V237H167ZM208 236V237H207ZM218 236V237H217ZM220 236H221V238H220ZM227 237V238H224V237ZM230 236V237H229ZM6 237V238H5ZM33 237V238H32ZM60 237H62V238H60ZM86 237V238H85ZM149 237H151V238H149ZM158 237H159V239H158ZM165 237V238H164ZM180 237V236H179ZM17 238V239H16ZM53 238V239H54ZM70 238V239H69ZM85 238V239H84ZM135 238V239H134ZM164 238V239H163ZM170 238V240H168V239ZM206 240H205V239ZM214 238H215V240H214ZM218 238V239H217ZM10 239H12L11 240V242H12V244H10L11 242H10ZM14 239H16V241L14 240ZM28 239H27V241H28ZM53 239L51 240V241H53ZM54 239V240H55ZM60 239V240H59ZM71 239H73V240H71ZM97 239V240H96ZM116 239H118L119 241H121V242H116ZM121 239V240H120ZM134 239V240H133ZM141 239H143V240H145V241H142L143 242V245L141 244ZM167 239V242H165V240ZM220 239H226V241H224V240H220ZM227 239H233L232 240V242H230V243H228V244H226V246H228V247H226L225 245H224V243H227ZM37 240V239H36ZM64 240H66L65 242H61V241H64ZM92 240V241H91ZM124 240V241H123ZM140 240V241H139ZM175 240V239H174ZM181 240H182V238H181ZM183 240H189L188 238L186 239V238H183ZM209 240V241H208ZM218 240V241H217ZM219 240L223 243V245H222V249H220V243H219ZM70 241V242H69ZM113 241H114V243H113ZM126 241V242H125ZM135 241H137V242H135ZM138 241H139V243H138ZM161 241H162V243H161ZM172 241V240H171ZM176 241H177V239H176ZM178 241H179V239H178ZM215 241H217V242H215ZM8 242V243H7ZM10 242V243H9ZM14 242V243H13ZM68 242H69V244H68ZM78 242V243H79ZM105 242H107V243H105ZM124 242H125V245L127 244V242H128V244H130L129 245V248H131L132 250L130 251H128L127 249H129V248H126L125 249V246L123 245L124 244ZM129 242H133L134 244V246L132 247L131 246V243H129ZM163 242H165L164 244H163ZM207 242V243H206ZM7 243V244H6ZM67 243V244H66ZM99 243V244H98ZM102 243V244H101ZM118 243H120V244H118ZM212 243V244H211ZM219 243V245L220 246H218V245H216V244H218ZM59 244H60V246H59ZM63 244V245H62ZM82 244H83V246H82ZM109 244V246L107 247V245ZM112 246H111V245ZM155 244H156V247H155ZM208 244V245H207ZM210 244V245H209ZM9 245V246H8ZM52 245V246H51ZM66 245V246H65ZM87 245V244H86ZM105 246V248H104V250H102L103 248H101L100 246H102V247H104ZM141 245L143 246V247H141ZM146 245V247H144ZM159 245V246H158ZM213 245V246H212ZM6 246V247H5ZM11 246V247H10ZM21 246V245H20ZM20 246H17V244H16V249L17 250H19V249H21V248H17V247H20ZM64 248H63V247ZM77 246H78V248H77ZM82 246V247H81ZM136 246H139L140 248H142V250L140 249L139 250V248L137 247V249L136 248H134V247H136ZM207 246V247H206ZM212 246V247H211ZM226 247V248H224V247ZM4 247V248H3ZM7 247H10L9 249L7 248ZM27 247V246H26ZM29 247V246H28ZM30 247V248H31ZM58 247V248H57ZM60 247H62V248H60ZM128 247V246H127ZM215 247H217V248H215ZM219 247V248H218ZM54 248H56V249H58L57 251H56V249H54ZM73 248L71 249V250H73ZM224 248V249H223ZM14 249V250H13ZM28 249V248H27ZM37 249V250H36ZM61 250V252H58V251H60ZM80 250V251H78V250ZM85 249V250H84ZM98 249H100L99 250V252H98ZM148 249V250H147ZM161 250V252L160 251H158V250ZM164 249V251H162ZM184 249H186V250H184ZM188 249V250H187ZM215 249H218V250H215ZM3 250V251H2ZM42 250V251H41ZM48 250V251H47ZM83 250V251H82ZM97 250V252L99 253H97V252H94V251H96ZM107 250V251H106ZM124 250V251H123ZM151 250H153L155 253L158 251V252H160V254L157 252V254H155V253H151ZM202 250V251H201ZM211 250V252L209 253V254H207L209 251ZM20 251V250H19ZM40 251V252H39ZM44 251H45V253H44ZM63 251H64V254H62L63 253ZM84 251H86V252H84ZM102 251V252H101ZM112 253H111V252ZM133 251V252H132ZM152 251V252H153ZM176 251V252H177ZM196 251V252H195ZM10 252V253H11ZM21 252V251H20ZM20 252H18V254H20ZM37 252L39 253V254H37ZM51 252V253H50ZM80 252H82L81 254L84 256V258L81 256V254H78V253H80ZM101 252V253H100ZM122 252V253H121ZM123 252H125V255L126 256H124V253ZM135 252V253H134ZM143 252V253H144ZM146 252H145V254H146ZM171 252V253H170ZM174 254H173V253ZM191 252L193 253V255L191 254ZM13 253V252H12ZM84 253V254H83ZM87 253H88V255H87ZM105 253V254H104ZM120 253V254H119ZM134 255H137V253H139L140 255L138 256L137 255V258H139V260L137 261V258L135 257V256H132L133 254ZM166 253V254H165ZM180 253V252H179ZM195 253V254H194ZM197 253H200V255L201 256H199V255H196ZM201 253H203V254H201ZM5 254V255H4ZM7 254V255H6ZM48 254V255H47ZM123 254V255H122ZM132 254V255H131ZM144 254V255H145ZM168 254V255H167ZM10 255V254H9ZM40 256L41 257V259H40V257H35V256ZM80 255V256H79ZM102 255H107V256H104V257H102ZM130 255H131V257H130ZM186 255V256H185ZM192 256V260H190L191 258V256ZM197 256V258H196V256ZM7 256V257H6ZM11 256V255H10ZM34 256V257H33ZM48 256H50V258L48 257ZM89 256V257H88ZM95 258H94V257ZM115 256V257H114ZM128 256V257H127ZM161 256V258H167V257H162ZM188 256H189V258H188ZM199 256V257H198ZM203 256V257H202ZM2 257H4V258H2ZM33 257V259H31V258ZM47 257V258H46ZM79 257H82V258H80V259H78L77 260V258H79ZM107 257V258H106ZM125 257H127V258H125ZM22 258V259H21ZM45 258V259H44ZM204 258V259H203ZM2 259V260H1ZM6 259V260H7ZM24 259H26V260H24ZM31 259V260H30ZM36 259V260H35ZM38 259H40L39 260V262H37L38 261ZM82 259V260H81ZM85 259V260H84ZM188 259V260H187ZM194 259V260H193ZM201 259V260H200ZM22 260H24V261H22ZM33 260V261H32ZM81 260V261H80ZM106 260V261H105ZM129 260V261H128ZM36 261V262H35ZM78 261V262H77ZM184 261V260H183ZM186 261H188V262H186ZM190 261L192 262V263H190ZM198 261H199V263H198ZM13 262V261H12ZM15 263V261H14V263L15 264H18V263ZM33 262V263H32ZM106 262V263H105ZM163 262V261H162ZM72 263V264H73ZM145 263V262H144ZM5 264V263H4ZM9 264V263H8ZM10 264H11V262H10Z\"/></svg>",
    "mask_w": 264,
    "mask_h": 264
},
{
    "label": "built area",
    "instance_id": "2783aa9c",
    "mask_svg": "<svg viewBox=\"0 0 264 264\" xmlns=\"http://www.w3.org/2000/svg\"><path fill=\"white\" fill-rule=\"evenodd\" d=\"M130 0H114L119 8H123Z\"/></svg>",
    "mask_w": 264,
    "mask_h": 264
}]
</instances>
